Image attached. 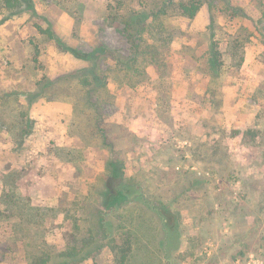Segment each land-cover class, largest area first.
<instances>
[{
  "label": "rangeland",
  "instance_id": "obj_1",
  "mask_svg": "<svg viewBox=\"0 0 264 264\" xmlns=\"http://www.w3.org/2000/svg\"><path fill=\"white\" fill-rule=\"evenodd\" d=\"M117 159L166 223L103 205ZM127 234L128 264H264V0H0V264H121Z\"/></svg>",
  "mask_w": 264,
  "mask_h": 264
},
{
  "label": "trees",
  "instance_id": "obj_2",
  "mask_svg": "<svg viewBox=\"0 0 264 264\" xmlns=\"http://www.w3.org/2000/svg\"><path fill=\"white\" fill-rule=\"evenodd\" d=\"M5 6L9 9H17L20 8L23 3L29 2V0H1ZM181 12L190 17L193 18L196 16L200 9V5L196 2H190L185 3L182 2L179 5ZM138 18H141L140 16ZM138 30V29H137ZM135 29V31L137 32ZM60 40V39H58ZM89 57V55H87ZM210 67L215 70L219 71V69L222 67V60H221V52L218 46V43L215 39L212 40L210 49H209V63ZM123 161L120 159L111 161V166L114 169V175L110 173L109 179L110 182L107 186V191L104 193L103 198V205L107 208L113 210L114 207H117L120 202L123 201H129L133 198H141L143 202L147 203L150 207H152L162 219L166 218V213H168L171 208L167 207L163 203L157 204L148 201L146 199V196L144 195L143 191L141 190V186L139 184H136L135 182H131L128 179L124 177V172L120 171V164L122 165ZM112 170V169H111ZM108 182V181H107ZM110 221L102 219V228L105 230V232L108 231V227H110ZM166 223V219H165ZM168 225V224H167ZM169 228V227H168ZM168 232L164 235L163 245H175V247L181 243L180 233L178 234L179 229L173 228V229H167ZM126 234V233H125ZM128 238H125L122 242L116 239H112L113 241H110L112 244L113 250L120 256V263L121 264H128L129 258L131 256L130 250H131V242L132 237L127 234ZM76 253L70 252L65 253L63 255L67 257H71L75 255ZM50 255L46 258L42 259H36L34 264H48L50 261ZM32 263V264H33Z\"/></svg>",
  "mask_w": 264,
  "mask_h": 264
}]
</instances>
